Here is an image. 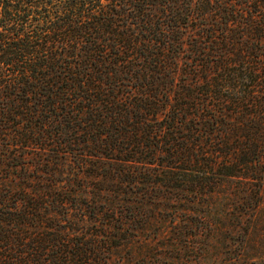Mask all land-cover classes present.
<instances>
[{
  "label": "trees",
  "instance_id": "obj_1",
  "mask_svg": "<svg viewBox=\"0 0 264 264\" xmlns=\"http://www.w3.org/2000/svg\"><path fill=\"white\" fill-rule=\"evenodd\" d=\"M263 185L264 0H0V264H264Z\"/></svg>",
  "mask_w": 264,
  "mask_h": 264
},
{
  "label": "rangeland",
  "instance_id": "obj_2",
  "mask_svg": "<svg viewBox=\"0 0 264 264\" xmlns=\"http://www.w3.org/2000/svg\"><path fill=\"white\" fill-rule=\"evenodd\" d=\"M262 188H263V191H262L263 199L261 201L260 208L257 212V215H258L257 220L254 221V223L256 222V229L253 231V234H254L253 241L254 242H252L250 247L248 248L249 253H252V254H255L256 251H258L260 254L264 253V185ZM150 237L151 235L146 236L147 239H149ZM235 239L236 238H231V241H230L232 245L234 244L233 247L223 249V251L221 252L223 256H226L227 253H230L231 251L233 252L236 249L237 246L235 245L236 243ZM259 262L260 261H257L256 259L251 260V264H255Z\"/></svg>",
  "mask_w": 264,
  "mask_h": 264
}]
</instances>
